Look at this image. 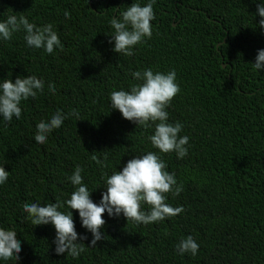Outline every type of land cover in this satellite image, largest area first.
<instances>
[{
	"label": "trees",
	"instance_id": "obj_1",
	"mask_svg": "<svg viewBox=\"0 0 264 264\" xmlns=\"http://www.w3.org/2000/svg\"><path fill=\"white\" fill-rule=\"evenodd\" d=\"M132 2L149 0H0V22L24 15L37 26L52 23L64 46L49 55L27 46L23 31L0 39V81L34 75L45 84L36 99L21 102L20 119L6 122L0 115V165L9 172L0 185V228L15 230L22 247L17 262L0 264H264V70L251 64L264 49L256 15L264 0H155L152 37L128 57L113 51L110 20ZM148 68L175 70L180 87L166 110L169 123L183 125L188 154L162 159L184 189L168 194L167 202L184 211L148 225L105 213V238L94 248H87L91 233L73 211L86 251L75 259L58 256L53 226H33L22 205L69 198L76 166L99 203L104 173L158 151L148 140L154 128L136 126L110 103L113 91L135 82L132 72ZM73 109L79 121L69 116L46 144L35 142L41 120ZM105 153L102 168L91 157ZM187 236L199 245L195 257L177 252Z\"/></svg>",
	"mask_w": 264,
	"mask_h": 264
},
{
	"label": "clouds",
	"instance_id": "obj_2",
	"mask_svg": "<svg viewBox=\"0 0 264 264\" xmlns=\"http://www.w3.org/2000/svg\"><path fill=\"white\" fill-rule=\"evenodd\" d=\"M155 0H149L144 6L132 2L130 6L116 18L110 20L114 30L110 43H114L113 51L124 56H134V47L152 37V21L155 20L153 5ZM256 15L260 17L258 27L264 30V2L256 4ZM64 16L70 19L66 11ZM24 32L27 46L43 49L51 55L54 50H63L57 31L52 23L37 26L29 22L24 15H9L0 22V39L10 41L13 35ZM255 70H264V49L257 50L255 62L251 63ZM135 81L129 90H116L110 94L111 109L118 110L121 116L142 128H154L148 136L152 147L158 151H148L146 154L129 159L121 170L113 171L111 175L104 173L103 186L106 190L101 193L99 203L91 199L92 191L84 183L81 166H76L68 177L74 190L70 197L54 203L41 204L38 202L24 203L23 212L33 226L51 224L55 230L54 252L56 255L67 254L73 259L86 251L83 243L87 236L76 231L73 211L78 213L81 226L91 233L92 239L87 248L97 247V242L105 238L102 232L106 223L104 214L109 217H119L121 214L126 221L136 224H152L175 217L184 211L182 206L173 207L167 202L168 194L179 196L184 191L182 183H178L174 173L166 170L162 154L175 152L178 159L188 154V136H180L183 125L180 122L169 123V113L166 110L172 100L179 94L180 87L176 83V72H154L151 68L131 73ZM44 81L34 75L17 76L0 81V115L4 121L11 122L13 117L20 119L21 102L28 98H37L43 93ZM48 91L56 92V86L48 84ZM74 116L79 121V112L71 110L67 115L57 110L48 121L41 120L36 125L34 140L38 144H46L48 135L59 129L64 120ZM102 168H106L107 153L103 159L96 155L91 157ZM9 177V172L0 165V185ZM144 205H147L145 210ZM67 208L69 211H62ZM178 254L190 253L195 257L199 250L198 243L192 236L179 240L176 244ZM21 241L13 229L0 228V260L9 261L20 259Z\"/></svg>",
	"mask_w": 264,
	"mask_h": 264
},
{
	"label": "water",
	"instance_id": "obj_3",
	"mask_svg": "<svg viewBox=\"0 0 264 264\" xmlns=\"http://www.w3.org/2000/svg\"><path fill=\"white\" fill-rule=\"evenodd\" d=\"M224 67V66H223Z\"/></svg>",
	"mask_w": 264,
	"mask_h": 264
}]
</instances>
